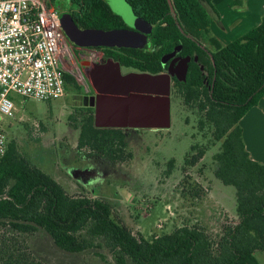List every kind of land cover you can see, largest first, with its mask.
<instances>
[{"label": "trees", "instance_id": "obj_1", "mask_svg": "<svg viewBox=\"0 0 264 264\" xmlns=\"http://www.w3.org/2000/svg\"><path fill=\"white\" fill-rule=\"evenodd\" d=\"M211 1L125 0L136 16L152 24L151 47L96 48L121 66L150 74L165 70L162 57L176 46L178 57L190 58L185 79L174 77L170 92L194 110L199 132L209 136L205 143L190 146L192 153H186L184 162L194 165L219 143L212 155L213 174L235 188L236 220L216 240L187 225L148 238L135 236L115 219L108 201L69 194L11 141L0 158L1 225L23 234L42 230L66 253L106 248L115 264H263L259 255L264 254V164L250 157L239 123L264 96V14L259 24L222 44L210 29L212 19L218 18ZM70 2L78 6L72 17L82 28H123L122 19L104 0ZM64 80L65 92L80 91L71 74L64 72ZM68 120L79 127L78 154L86 149L87 156L112 163L132 156L137 131L96 127L91 107L80 119L70 115ZM173 168L174 159H169L164 173L169 175ZM0 264L47 263L15 246L1 245Z\"/></svg>", "mask_w": 264, "mask_h": 264}, {"label": "rangeland", "instance_id": "obj_2", "mask_svg": "<svg viewBox=\"0 0 264 264\" xmlns=\"http://www.w3.org/2000/svg\"><path fill=\"white\" fill-rule=\"evenodd\" d=\"M104 1L122 19L123 28L147 36V44H150L152 24L136 16L125 0ZM70 3V0H55L54 7L64 10L73 7ZM223 13L226 16V11ZM214 26L225 32L216 22ZM221 40L225 43L226 37ZM100 57V51H86L80 56L89 60ZM64 70L75 78L80 91H67L52 100L9 93L15 110L12 116H3L1 121L7 142L13 141L23 156L52 175L69 194L108 201L115 219L135 236L148 238L187 225L202 229L213 240L218 239L223 228L237 218L235 188L222 184L213 174L212 155L219 149L217 142L194 165L185 164L184 157L190 146L205 143L209 136L199 132L194 110L170 92V126L133 134L132 156L125 162L112 163L87 156L86 149L78 154L79 127L68 118L73 115L80 119L85 112L82 107L87 90L84 69L73 62H65ZM121 72L139 73L140 70L121 66ZM259 111L253 106L239 124L245 132L249 151L252 150L253 155L257 152L261 159L264 155V123L259 122ZM169 159H174V168L167 175L164 171ZM1 245L25 250L47 264H115L106 248L66 253L58 249L42 230L23 234L9 231L7 226L0 224ZM259 257L264 264V254Z\"/></svg>", "mask_w": 264, "mask_h": 264}, {"label": "water", "instance_id": "obj_3", "mask_svg": "<svg viewBox=\"0 0 264 264\" xmlns=\"http://www.w3.org/2000/svg\"><path fill=\"white\" fill-rule=\"evenodd\" d=\"M62 27L68 40L83 47H130L142 48L147 36L126 28H79L69 14L61 15ZM180 50L162 57L165 63ZM197 58L194 57V60ZM190 58L181 59L177 67L167 72L121 73V65L107 59L93 64L87 71V78L99 90L91 96L83 95V105L94 108L96 127L142 126L166 129L170 126L171 76L184 80Z\"/></svg>", "mask_w": 264, "mask_h": 264}, {"label": "built area", "instance_id": "obj_4", "mask_svg": "<svg viewBox=\"0 0 264 264\" xmlns=\"http://www.w3.org/2000/svg\"><path fill=\"white\" fill-rule=\"evenodd\" d=\"M51 0H0V158L7 148L1 121L15 110L10 92L52 100L65 92L67 46Z\"/></svg>", "mask_w": 264, "mask_h": 264}, {"label": "crops", "instance_id": "obj_5", "mask_svg": "<svg viewBox=\"0 0 264 264\" xmlns=\"http://www.w3.org/2000/svg\"><path fill=\"white\" fill-rule=\"evenodd\" d=\"M233 1L235 0H212L211 1L213 7L218 12V18L212 19L210 23V29H212V31L215 29L213 34L217 37V39L222 44H226L230 42L231 40L241 36L247 30L259 24L261 16L264 14V0H237L235 3L232 4ZM224 11H226V16L223 13ZM225 17H226V21H225ZM214 22H216L217 26H219L220 28L225 29V32H221L219 29L217 30L216 29L217 27L214 26ZM224 37H226L225 43L222 42L221 40ZM84 84H85V87L87 88L86 92L89 89L90 92H93L95 94L97 92L96 90H99V86L98 87L96 86L94 88L87 77L84 80ZM82 104H83V99H82ZM82 107L84 108L86 112L87 107H91V106L83 105ZM254 107L260 110L259 113L261 114V118L259 119V122L264 123V96L259 100L258 104L255 105ZM93 114H94V108H93ZM245 115L240 119V124L242 121H244V118H246ZM144 125L145 124L143 123L142 126L127 125L126 127H111V128H121L126 131H137V132H143L147 129L154 130V131L161 130V128H151V127H146ZM101 128H107V127H101ZM242 132H243L244 143H245L247 151L250 154V157L264 164V155L260 159L258 158L256 151H255L256 154H254L255 156L253 155L254 152L253 153L251 152L252 150L249 151L250 146L247 140L245 139L244 130Z\"/></svg>", "mask_w": 264, "mask_h": 264}, {"label": "flooded vegetation", "instance_id": "obj_6", "mask_svg": "<svg viewBox=\"0 0 264 264\" xmlns=\"http://www.w3.org/2000/svg\"><path fill=\"white\" fill-rule=\"evenodd\" d=\"M73 7H70V8H67V9H64V10H59V13L60 15H63V14H69L70 17L73 19L72 17V14H73V11L76 10L78 8V6L75 4V3H70ZM53 5H55V1L53 2ZM74 21V20H73ZM79 28H82L80 27L77 23H75ZM63 41L64 43L66 44L67 46V56L65 57V62H73L76 66H79L81 65L82 69H84V80L86 79V75H87V71L88 69L95 63H100L101 61H105L107 59H111V58H105L102 51L97 49L96 47H83V46H78L76 44H74L73 42H71L70 40H68V38L66 37L65 33H64V36H63ZM147 41H148V38H147ZM151 47V44H145L142 48H145V49H149ZM140 48V49H142ZM86 51H100L101 52V57L100 59H83V58H80L81 55H83V53H85ZM172 52V51H171ZM178 52V51H177ZM177 52L175 55H173L172 57H170L168 60L165 61V63H162L165 67V70L163 72H167L168 71V68L171 64V67H177L179 65V62L181 61V58L178 57L177 55ZM105 58V59H104ZM162 61V60H161ZM161 72V73H163ZM177 78L175 75H172L171 76V87H172V79L173 78ZM94 93L93 92H90V90L88 89V91L84 94V95H93ZM130 133H134L135 131H129Z\"/></svg>", "mask_w": 264, "mask_h": 264}]
</instances>
